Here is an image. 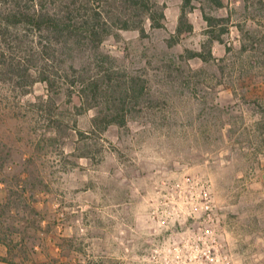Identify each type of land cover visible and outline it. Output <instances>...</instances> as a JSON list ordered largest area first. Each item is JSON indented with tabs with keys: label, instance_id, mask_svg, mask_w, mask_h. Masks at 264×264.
I'll return each instance as SVG.
<instances>
[{
	"label": "rangeland",
	"instance_id": "1",
	"mask_svg": "<svg viewBox=\"0 0 264 264\" xmlns=\"http://www.w3.org/2000/svg\"><path fill=\"white\" fill-rule=\"evenodd\" d=\"M157 1L166 27L147 21L146 37L115 28L97 48L52 49L40 64L54 88L0 71L1 259L212 264L201 256L217 245L233 264H264V0H195L194 31L176 45L184 0ZM206 15L226 20L220 39ZM209 50V61L189 53ZM80 72H110L109 93L124 80L145 86L125 125L95 126L112 107L99 94L83 104L70 87ZM165 181L206 185L216 222L198 211L160 226L151 204Z\"/></svg>",
	"mask_w": 264,
	"mask_h": 264
},
{
	"label": "trees",
	"instance_id": "2",
	"mask_svg": "<svg viewBox=\"0 0 264 264\" xmlns=\"http://www.w3.org/2000/svg\"><path fill=\"white\" fill-rule=\"evenodd\" d=\"M194 1H183L178 26L172 36L174 40L170 41L172 45L179 44L185 34L194 31L189 17ZM165 20V6L157 0H0V71L6 69L18 79L27 76L34 80L40 78L54 88L57 80L47 74L50 72H46L44 67L41 68L44 64H40L59 56L52 49L72 52L83 45L97 48L115 28L139 30L146 37L147 21L152 29H162L166 27ZM205 20L213 29L211 40L220 39V36L215 37L214 30L226 20L208 15ZM222 31L225 33L226 30ZM29 33L35 35L36 41L27 42ZM189 53L191 57L204 61L212 57L211 50L209 56L202 52ZM107 74L112 77L110 72ZM65 75L69 78L67 72ZM108 77L91 80L80 72L74 75L70 86L73 89L79 87L80 99L88 107H93L98 94L105 97L108 107H112L110 112H102L95 119V126L102 132L113 124L125 125L127 104H138L146 92L145 86L132 79L130 82L124 80L123 84L118 82L109 93L111 84Z\"/></svg>",
	"mask_w": 264,
	"mask_h": 264
},
{
	"label": "built area",
	"instance_id": "3",
	"mask_svg": "<svg viewBox=\"0 0 264 264\" xmlns=\"http://www.w3.org/2000/svg\"><path fill=\"white\" fill-rule=\"evenodd\" d=\"M162 185V187L160 186L156 188L155 197L157 200H154L156 203L151 204V214L153 219L158 218L160 226L165 227L170 223V221H173L175 224L181 223L183 217L192 216L193 212L198 211H202L204 213V222L212 224L216 222L213 214V199L206 185L192 183L191 186L183 187L178 182L168 186L166 181L162 182ZM207 233L213 234V231L208 230ZM212 239L213 242H217L215 237ZM212 247L214 252L209 250V252H205V256L201 257L211 261L212 264H233L227 255L225 256L221 253L219 246L213 245ZM154 256L155 258H158L160 256V252L157 250ZM190 261L192 262L193 259ZM165 264H173V262L166 261ZM177 264H181V262L177 261Z\"/></svg>",
	"mask_w": 264,
	"mask_h": 264
},
{
	"label": "crops",
	"instance_id": "4",
	"mask_svg": "<svg viewBox=\"0 0 264 264\" xmlns=\"http://www.w3.org/2000/svg\"><path fill=\"white\" fill-rule=\"evenodd\" d=\"M183 4V3H182ZM182 7V6H181ZM181 15V13H180ZM180 17V16H179ZM178 22H179V19H178ZM178 26V25H177ZM0 264H18V263H15V262H12V261H9V260H5V259H1L0 258Z\"/></svg>",
	"mask_w": 264,
	"mask_h": 264
}]
</instances>
